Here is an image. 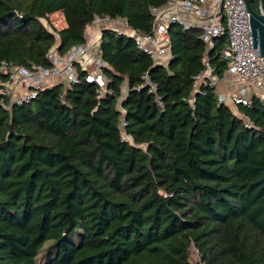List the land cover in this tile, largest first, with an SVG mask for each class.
<instances>
[{
    "label": "trees",
    "instance_id": "1",
    "mask_svg": "<svg viewBox=\"0 0 264 264\" xmlns=\"http://www.w3.org/2000/svg\"><path fill=\"white\" fill-rule=\"evenodd\" d=\"M168 1L0 0V62L50 67L46 52L84 44L94 16L147 34ZM56 12L60 30L42 23ZM100 33L103 95L80 69L27 101L0 93V264H199L191 248L202 264H264V97L235 110L194 89L206 61L223 77L226 35L208 46L173 23L154 64L133 37Z\"/></svg>",
    "mask_w": 264,
    "mask_h": 264
},
{
    "label": "built area",
    "instance_id": "2",
    "mask_svg": "<svg viewBox=\"0 0 264 264\" xmlns=\"http://www.w3.org/2000/svg\"><path fill=\"white\" fill-rule=\"evenodd\" d=\"M151 13L153 23L151 31L147 34H139L130 29L124 19L112 20L94 16L88 25H99V28H95L94 41L75 45L65 54H60L56 46H52L45 54L51 62L50 67H25L1 61L0 71L6 73L8 78L0 82V93L8 95L12 101L18 103L27 101L35 96L37 89L51 84L52 78L62 76L66 87L78 82L77 70L80 69L86 71L85 80L95 83L103 95L107 91L108 79L103 73L106 64L98 49L100 30L102 27L112 28L108 24L119 20L123 26L112 29L133 37L136 46L148 54L154 64H166L170 59L168 28L173 23L181 24L184 28L199 27L202 31L200 38L208 46L212 45L214 38L226 35L227 44L220 50L221 57L227 61L224 74L228 72L235 75L238 85L227 93H217L218 100L229 103L236 110L237 106L249 103L251 94L264 97V62L259 50L252 48L249 12L242 0H169L163 7H152ZM187 15L191 17L192 22L187 21ZM125 29H130L131 32L127 33ZM205 64V70L194 78L195 90L200 84L217 87L223 78L215 74L208 61ZM143 80V85H150L151 91L155 90L154 85L149 83L147 72L143 75ZM121 111L123 113V110ZM242 118L247 120L243 115ZM124 125L122 118V137L129 140L130 137L123 131ZM194 250L198 263L202 264L200 254Z\"/></svg>",
    "mask_w": 264,
    "mask_h": 264
},
{
    "label": "water",
    "instance_id": "3",
    "mask_svg": "<svg viewBox=\"0 0 264 264\" xmlns=\"http://www.w3.org/2000/svg\"><path fill=\"white\" fill-rule=\"evenodd\" d=\"M242 2L249 12L252 48H257L259 50L260 57H262L264 62V0H258V11H255L251 7L248 0H242Z\"/></svg>",
    "mask_w": 264,
    "mask_h": 264
},
{
    "label": "crops",
    "instance_id": "4",
    "mask_svg": "<svg viewBox=\"0 0 264 264\" xmlns=\"http://www.w3.org/2000/svg\"><path fill=\"white\" fill-rule=\"evenodd\" d=\"M63 19H64V17H63ZM186 19H187V21L192 22V19H191V17L189 15L186 16ZM65 26H66V23H65ZM101 26H103V25H101ZM108 26H110V25H108ZM95 28H99V25L94 26V27H90V26H87L86 27V32H85L86 42H92V41H94V39L96 37V30H95ZM88 31L91 32L90 33L91 34L90 36L87 34ZM125 31L127 33L131 32L130 29H125ZM51 81H52L51 84L59 83V82H64L65 83V81L63 80V77L62 76H60L58 78H52ZM237 85H238V79H237V77L235 75H232V74H230V73L227 72V73L224 74L223 78L221 79V81L219 82V84L217 85V87H216L215 90H216V93H220V92L227 93L228 91H230L231 89H233ZM123 91L124 92L126 91V85L123 87Z\"/></svg>",
    "mask_w": 264,
    "mask_h": 264
},
{
    "label": "rangeland",
    "instance_id": "5",
    "mask_svg": "<svg viewBox=\"0 0 264 264\" xmlns=\"http://www.w3.org/2000/svg\"><path fill=\"white\" fill-rule=\"evenodd\" d=\"M42 23L47 27V28H55L56 30H60L65 26V21L63 19V15L61 14V12H56L54 14L49 15L48 20H42ZM102 25V24H101ZM108 25H110L112 28H120V25H122V23L117 20L115 22H110ZM123 26V25H122ZM50 28V29H51ZM86 32V30H85ZM91 32L88 31L87 34L90 36ZM229 104V103H228ZM230 105V104H229ZM231 106V105H230ZM232 107V106H231ZM233 108V107H232ZM190 259L192 262H198L197 261V257L195 255V250L194 248H191V252H190Z\"/></svg>",
    "mask_w": 264,
    "mask_h": 264
}]
</instances>
